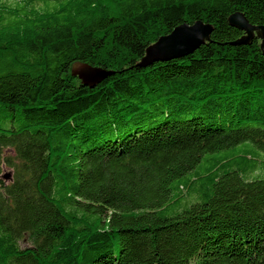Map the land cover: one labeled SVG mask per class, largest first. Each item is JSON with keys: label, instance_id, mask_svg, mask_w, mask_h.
<instances>
[{"label": "trees", "instance_id": "obj_1", "mask_svg": "<svg viewBox=\"0 0 264 264\" xmlns=\"http://www.w3.org/2000/svg\"><path fill=\"white\" fill-rule=\"evenodd\" d=\"M235 12L264 26V0L0 1V264H264V46Z\"/></svg>", "mask_w": 264, "mask_h": 264}, {"label": "water", "instance_id": "obj_2", "mask_svg": "<svg viewBox=\"0 0 264 264\" xmlns=\"http://www.w3.org/2000/svg\"><path fill=\"white\" fill-rule=\"evenodd\" d=\"M230 25L244 31V35L234 44H248L257 36L264 46V26L252 24L242 12H235L229 17ZM214 31L212 24L202 20L193 24L183 23L176 26L169 34L159 37L146 48L144 56L136 64L140 68L149 67L156 62L182 58L192 54L201 45L210 42ZM116 71L94 66L85 62L73 65L72 74L77 76L84 86L96 87Z\"/></svg>", "mask_w": 264, "mask_h": 264}, {"label": "rangeland", "instance_id": "obj_3", "mask_svg": "<svg viewBox=\"0 0 264 264\" xmlns=\"http://www.w3.org/2000/svg\"><path fill=\"white\" fill-rule=\"evenodd\" d=\"M0 1H4V2H8L9 4L13 5V4H16L17 2H19V0H0ZM4 156L5 157H8V158H11L13 160V162H16L17 161V158H16V155L14 152H11L10 150L8 149H4ZM5 161H7L6 158H4ZM18 162V161H17ZM2 172L4 173V179L9 181V176L13 175V168L11 166L8 165V163L4 164L2 166ZM258 174V173H256ZM30 244L28 243L27 240L23 241L22 242V246L23 247H26V246H29Z\"/></svg>", "mask_w": 264, "mask_h": 264}]
</instances>
